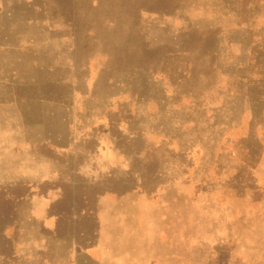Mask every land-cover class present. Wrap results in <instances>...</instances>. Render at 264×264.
<instances>
[{
	"label": "rangeland",
	"instance_id": "374dc122",
	"mask_svg": "<svg viewBox=\"0 0 264 264\" xmlns=\"http://www.w3.org/2000/svg\"><path fill=\"white\" fill-rule=\"evenodd\" d=\"M74 2L0 0V188L35 185L0 264H68L67 237L100 264H264V0ZM133 181L96 196L137 197L100 244L87 204L58 222L62 193Z\"/></svg>",
	"mask_w": 264,
	"mask_h": 264
},
{
	"label": "trees",
	"instance_id": "16d2710c",
	"mask_svg": "<svg viewBox=\"0 0 264 264\" xmlns=\"http://www.w3.org/2000/svg\"><path fill=\"white\" fill-rule=\"evenodd\" d=\"M56 1L61 7H62V12L64 13V16L67 18H69L68 20H73L72 18H70L69 16V11L72 12L73 8L72 6L75 4L74 0H54ZM167 5H164L165 8ZM66 11V12H65ZM68 13V14H67ZM111 180V179H110ZM134 180V179H131ZM112 182L115 183V180H112ZM116 185V184H114ZM35 185H28V184H21V183H14V184H6V185H2V187L0 188V224H2L4 221H7L9 219H12V217L14 216V212H15V207L17 205V203L19 202V200H21L25 195H30L33 192H35L32 188H34ZM38 189L37 194H44L46 191V188H43V184H40L38 186H36ZM135 187L134 181L133 183H124V184H120L118 186H98L97 188H94L92 191L86 193L85 195L83 194V196L80 193H76L74 194L72 197H74V199L70 196H68V193H62V197L60 199H58V202H62L60 203V208L58 209L59 213L58 215H60L58 217V222L62 221V219L60 218L61 215H66L69 214L74 208L75 210H78V212L80 211V207H83L81 205H86V212L83 214V218H87V219H93V221H95L94 218V208L93 205L96 201V196L99 194H103L105 192H113V193H117V194H121L124 193L126 191H130ZM40 188L42 190H40ZM80 195V196H79ZM81 196L83 197V199L81 200ZM75 197H76V201H75ZM68 198V199H67ZM70 198V200H69ZM92 204V205H91ZM80 205V206H77ZM51 209V207H50ZM62 213V214H61ZM71 216V215H70ZM75 223H78L77 220H74ZM94 233L96 231V223L94 222ZM82 230V228H80V230L77 232V237L78 236H82L83 234L86 235L85 231ZM91 232V231H90ZM93 233V232H92ZM93 233V235H94ZM92 235V234H91ZM94 237V236H93ZM82 238H77L76 242L83 246L84 248L90 246L93 243V240L89 241L87 244H84ZM85 240V239H84ZM87 240V239H86ZM8 238L6 236H3L0 240V258L2 260H4L5 258L8 257L7 254H10L9 251V246H8Z\"/></svg>",
	"mask_w": 264,
	"mask_h": 264
},
{
	"label": "crops",
	"instance_id": "0c3cea01",
	"mask_svg": "<svg viewBox=\"0 0 264 264\" xmlns=\"http://www.w3.org/2000/svg\"><path fill=\"white\" fill-rule=\"evenodd\" d=\"M111 195L109 196V198L106 197V195H100L97 198V202H96V209H95V218H96V234L98 235V242L100 244L101 241V237L102 234L106 232L108 226H110L112 224L113 221H121V224L126 221V213L129 212L130 210H132L133 208V204L130 202H134V199H137V197L133 194H122V195H117V194H108ZM129 200L127 203L125 202L126 200ZM126 207V208H125ZM49 209V208H48ZM126 209V210H125ZM127 211V212H126ZM114 214L117 216H114ZM48 216V215H46ZM52 216V215H51ZM48 218V217H47ZM61 222V221H60ZM125 223V222H124ZM8 227V225L0 224V240L3 236H5V232L4 230ZM56 231L57 234L59 232V225L55 224L54 226H52ZM50 230H53L52 228ZM67 244V246H70V248L73 250V254L72 256L74 257V259L72 261H68V264H74L77 260L76 256L78 255H86V259L91 262L92 264H100V260L96 259L94 257L90 258L89 254H88V249L89 248H93L95 246V241H93V243L84 248L83 246L79 245L75 239L73 238H69L67 237L66 240H64V244ZM97 243V241H96ZM98 244V246L96 247V249L100 248V245ZM11 249H13V246L11 247ZM11 249L9 247V251L11 252ZM76 258V259H75Z\"/></svg>",
	"mask_w": 264,
	"mask_h": 264
},
{
	"label": "water",
	"instance_id": "95a60500",
	"mask_svg": "<svg viewBox=\"0 0 264 264\" xmlns=\"http://www.w3.org/2000/svg\"><path fill=\"white\" fill-rule=\"evenodd\" d=\"M183 8V7H182ZM182 8H181V10H182ZM219 23V22H218ZM218 23H217V21H215V20H205L204 21V24L203 25H205V27H207V26H214V28L216 27V28H218ZM194 24H196V23H194ZM194 24H192L191 26L192 27H190V28H193V27H197L196 25H194ZM220 24V23H219ZM215 28V29H216ZM218 29H216V31H217Z\"/></svg>",
	"mask_w": 264,
	"mask_h": 264
}]
</instances>
